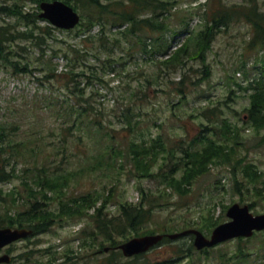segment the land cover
Here are the masks:
<instances>
[{
  "label": "rangeland",
  "instance_id": "1",
  "mask_svg": "<svg viewBox=\"0 0 264 264\" xmlns=\"http://www.w3.org/2000/svg\"><path fill=\"white\" fill-rule=\"evenodd\" d=\"M168 1L173 3L169 22L179 31L185 25L193 30L203 28L204 11L210 13L220 1L227 6L248 4V0ZM15 2L0 0L1 5L7 8ZM17 3L23 4L26 11H39L30 0ZM256 3L259 11L264 13V0H257ZM76 10L84 20L85 11L78 6ZM1 25L10 26L14 33L26 30L16 15L7 12H0ZM39 25H44V22H39ZM98 26L95 24L91 33L100 31ZM124 27L108 25L105 28L106 34L112 32L116 38L110 42L109 52L100 54V59L93 56L99 42L90 40L83 48L87 54L75 62V71L85 72H89V69L84 63L92 65L93 71L104 67V62L110 63L109 67H105L102 78L87 87L91 114L102 118L108 126L109 135L103 136L97 133L87 136L82 130L75 131L73 136L61 134V125L64 124H61L63 116L59 112L63 111V105L70 106L76 99L69 94L63 81L49 78L46 69L55 67L56 73L66 70L68 59L64 52L68 49V43L79 45L81 35H75L76 27L70 33L55 31L60 40L54 39L50 45L47 43L42 48L24 39L7 42L11 49L9 61L0 64V122L6 127L4 141L22 142L16 146V149H21L22 155L16 157L18 162L10 165L15 167L16 176L9 182H0L2 194L15 189L24 195L22 180L25 175L28 173V176H32L34 165L43 164L50 170L74 173L75 177L67 189L68 196L89 193L108 197L105 211L109 217L118 214V202H140L143 194L159 203L152 211V218L140 228L139 234L133 232L130 237L157 232L175 233L191 228L201 229L206 236H210L211 231L206 228L208 221L219 215L225 216L226 208L234 202L241 205L250 202L249 197L244 202L239 201L240 194L233 189V172L222 161H211L207 164V171L194 179L189 186L190 191L183 196L171 193L170 187L162 182L160 173H174L177 163L184 161L181 159L184 155L182 146H200L189 143L193 138L204 135L222 141L219 128L222 127V120L227 119L238 127L237 138L230 136L232 162L235 159L250 161L264 174V129L256 131L247 122L245 108L249 105L250 90L241 88L260 74L261 69L255 61L261 48L258 44L249 47L253 29L249 22L240 19L222 26L216 32L206 52L205 62L185 57L183 63L166 65L162 60L184 41L185 35L176 36L168 54L160 53L150 59L148 55L142 56L137 47L129 49V42L118 32ZM132 48L135 54L129 56L126 50ZM51 49L57 54L53 55ZM24 66L28 69L25 70ZM177 88L184 89V97ZM158 134L166 149L160 151L159 159L152 168L158 174L135 175L132 161L127 155L130 143L151 142ZM109 146L125 152L117 165L105 166L90 173L83 172L94 162V156L99 152L105 153ZM165 156L170 159H165ZM163 163L164 166L159 169ZM173 166L175 168L171 171ZM181 172L177 171L176 175ZM237 178L239 183H247L242 179V174L237 173ZM259 185L262 196H251V202L255 205L250 209L254 214L264 212V184L260 182ZM249 186L254 192L252 185ZM2 197L5 202L0 204V213L3 214L5 209L15 211L11 197ZM50 204H56V200H51ZM144 204L149 206L147 201ZM91 212L88 210V213ZM89 229L91 222L87 218L56 219L48 231L32 234L6 246L1 252L9 251L12 259L9 263L1 264H122L134 259L125 257L122 252L115 257L113 250L117 253L116 248L104 250L111 247L110 243L98 239L96 229L89 236ZM83 230L87 231L84 233ZM115 238L118 245L125 240L117 235ZM249 238L247 250L253 258L251 264H264L262 260H254L262 250L264 233ZM193 239L190 235L169 238L151 248L145 258L154 261L160 256H167L172 259L171 264H236L226 257L222 259V252L232 257L238 245L237 239H228L200 250L193 245ZM178 245L182 248L178 255H170L173 249H180Z\"/></svg>",
  "mask_w": 264,
  "mask_h": 264
},
{
  "label": "trees",
  "instance_id": "2",
  "mask_svg": "<svg viewBox=\"0 0 264 264\" xmlns=\"http://www.w3.org/2000/svg\"><path fill=\"white\" fill-rule=\"evenodd\" d=\"M4 2V0H2ZM20 0H17V2ZM36 4L39 9V3L43 0H31ZM50 1V0H46ZM70 3L74 8L81 7L85 13V19H81L78 26H76V36H80L79 45L68 43V49L64 52L68 59V66L66 70L56 73L55 67L47 68L50 74L49 78H57L63 81L64 86L69 90L76 101L70 106L63 105V111L59 112L63 116L61 125L63 126L61 134L73 136L75 131H83L85 135L91 136L94 133L109 135L107 128L102 118L91 114L89 108L90 102L87 101V87L95 80L102 78V74L106 71L105 67H109L110 63L104 62V67L100 70L93 71L92 65H84L89 69V72L84 70L75 71V62L79 61L81 56L87 54L83 50L86 41L97 40L99 43L96 45L94 57L100 59V54L109 52L108 46L110 42L116 38L112 32L106 34L105 28L108 25L125 26L119 29V33L129 42V49L137 47L142 56H149L154 59L157 55L168 54V49L171 47V42L180 36L185 35V39L176 48L169 53L168 57L163 59L162 62L166 65L173 63H183L184 59L196 58L205 62L206 52L211 47V40H213L217 31L224 25H228L232 21L243 19L251 24L253 29L252 39L249 47H255L258 44L261 48L259 57L256 63L260 67V74L249 82L247 86L241 88L250 90L249 105L245 108L247 111V122L256 131L264 129V13L259 11L256 1L248 0V4L230 5L227 6L220 1L215 5L214 9L204 11V27L199 30L190 29L184 26L181 31L172 27L169 22V17L173 3L168 0H64ZM15 2L11 7H6L0 3V12H7L8 14L16 15L19 22H23L26 27L25 31L15 32L11 30L10 26H0V64L9 61L10 46L7 42L15 39H24L32 41L36 46L42 48L45 44H51L52 40L58 38L55 31L65 32L50 25L45 19L40 18L35 11H26L23 4ZM146 13H149L146 15ZM39 22H44V25H39ZM95 24L99 25L97 33H91ZM80 26V28H78ZM75 29L68 30L70 33ZM51 41L50 43L48 40ZM62 41H65L62 39ZM52 48V47H51ZM61 49V48H60ZM126 50L129 56H134L133 48ZM11 50V49H10ZM57 54L54 49H51ZM108 56V55H106ZM104 60V58H102ZM80 66V64H78ZM15 66V64H14ZM25 70L27 66L23 67ZM68 68V69H67ZM92 74H88V73ZM205 75L208 73L204 72ZM183 93L184 89L177 88ZM92 91H89V93ZM94 92V91H93ZM80 106V107H79ZM92 107V105H91ZM222 134V141L214 140L208 136H199L193 138L190 144H200V146L192 147V145L181 147V152L184 154L177 164V169L174 173L161 172L162 182H165L170 187L171 193H176L179 196L186 195L190 189L189 186L193 183L197 176L207 171V164L214 160H220L226 164L233 172L234 184L233 189L240 195L239 201L244 202L250 199L249 206H253L251 196L254 194L261 195L260 182L264 184V174L255 167L250 161H242L235 159L232 162V147L230 146V136L237 138L238 127L228 121L222 120V127L219 128ZM82 132V133H83ZM215 134V132H214ZM7 136L6 127L0 122V182H9L15 174V167L10 166L12 162H18L17 156L22 155L21 149H16V146L22 142L14 143L11 141H4ZM183 140V139H182ZM161 150H166L163 144L161 135L152 140L146 141H132L128 149L127 155L132 161V166L135 169V175L150 176L153 172L152 168L159 159ZM125 152L115 150L112 146L105 149V153H98L94 156L95 160L83 172L90 173L103 167L111 165L115 167L118 159L124 155ZM170 153V151H169ZM8 155H11L10 157ZM173 154L171 153V156ZM21 157V156H19ZM165 159H170L165 156ZM186 158V159H185ZM15 159V160H12ZM165 163L159 165V169ZM122 165V164H120ZM10 166V168H9ZM176 166V165H175ZM35 169L32 176L27 173L22 180L24 195L19 191L13 189L9 190L7 194H2L3 189L0 188V204L4 201L3 195H8L12 199V205L15 211L5 209L4 213H0V227L4 226H25L33 229V234L46 232L51 228V225L56 219H76L83 218L89 219L91 222V231L88 235L92 236V231L96 229L98 239L108 241L111 247L116 248L118 243L115 236L124 238L125 240L130 237L134 232L139 234L140 228L143 227L153 216V210L159 203L151 201L146 194L141 196V201L132 203L128 201H121L117 203L118 214L115 216H108L105 211L107 206L108 197L103 194L93 196L92 194H76L68 196V186L71 180L75 177L71 172H60L50 170L45 165H34ZM174 166L171 171L174 170ZM182 170L180 175L176 172ZM237 173L242 174V179L247 183L243 184L238 182ZM155 174H158L156 172ZM249 184L252 185L251 192ZM105 192V191H104ZM2 198V199H1ZM51 200H56V204L51 205ZM149 202V206H145L144 202ZM224 209L226 206L223 207ZM88 210H92L88 213ZM0 211H2L0 207ZM224 215H219L207 222L206 228L208 231L224 220ZM83 230L82 232H86ZM146 233V232H145ZM264 231L255 232L253 236H259ZM169 238L164 237L160 243L168 241ZM250 238H237V247L232 257H228L227 253L222 252V259L226 257L228 260H233L236 264H251L253 258L251 252L247 250V241ZM159 243V244H160ZM103 244V242H101ZM192 246V244H191ZM178 249H173L169 254H177L181 251L180 245ZM178 250V252H177ZM115 253L121 255L118 250ZM146 253L134 256V259L127 260L122 264H171L172 259L167 256H160L154 261L145 258ZM174 256V255H173ZM259 256V259L257 257ZM255 262L258 260L264 261V244L262 250L257 253L254 258ZM107 264H111L107 262Z\"/></svg>",
  "mask_w": 264,
  "mask_h": 264
},
{
  "label": "water",
  "instance_id": "3",
  "mask_svg": "<svg viewBox=\"0 0 264 264\" xmlns=\"http://www.w3.org/2000/svg\"><path fill=\"white\" fill-rule=\"evenodd\" d=\"M39 6L41 8L39 17L47 19L56 27L70 29L80 20L79 13L71 5L62 0L42 1ZM226 215L229 219L215 226L209 238L197 229H187L182 232L167 234V236L175 238L180 235L192 233L194 235L193 243L195 247L201 249L230 238L251 236L254 231L264 229V212L253 214L246 204H232L228 208ZM31 233L32 230L27 228H0V249ZM162 238L163 234L137 236L120 244L119 248L125 256H132L133 254L148 250ZM10 261L11 256L8 253L0 255V263H8Z\"/></svg>",
  "mask_w": 264,
  "mask_h": 264
}]
</instances>
